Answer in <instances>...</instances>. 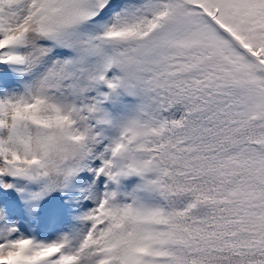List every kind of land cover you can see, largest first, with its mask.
Wrapping results in <instances>:
<instances>
[{
	"label": "snow or ice",
	"instance_id": "obj_1",
	"mask_svg": "<svg viewBox=\"0 0 264 264\" xmlns=\"http://www.w3.org/2000/svg\"><path fill=\"white\" fill-rule=\"evenodd\" d=\"M0 264H264V0H0Z\"/></svg>",
	"mask_w": 264,
	"mask_h": 264
}]
</instances>
